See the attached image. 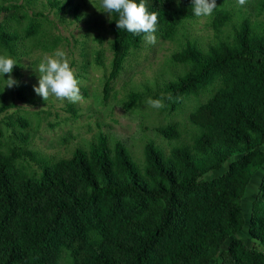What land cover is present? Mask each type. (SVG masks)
<instances>
[{"label":"trees","instance_id":"trees-1","mask_svg":"<svg viewBox=\"0 0 264 264\" xmlns=\"http://www.w3.org/2000/svg\"><path fill=\"white\" fill-rule=\"evenodd\" d=\"M144 2L158 13L156 32L162 37L193 14L192 0ZM48 4L57 6L54 0ZM218 16L225 19L223 12ZM110 18L105 94L127 51L144 37L117 29L118 14ZM35 30L31 23L23 35ZM17 37L0 28L2 48L11 51ZM170 58L186 66L165 83L163 101L171 109L182 97L216 84L188 114L198 130L192 143L168 155L147 143L140 172L119 141L110 149L98 131L87 151L76 147L66 160L44 162L37 178L20 176L0 153V264H57L61 249L68 250L71 264H264V249L234 237L246 225L250 237L264 242V167L247 220L239 208L264 163V29L254 30L243 18L231 43L202 50L186 40ZM138 98L129 92L123 107ZM155 129L166 139L179 136L174 123ZM237 154L221 174L199 180Z\"/></svg>","mask_w":264,"mask_h":264},{"label":"rangeland","instance_id":"rangeland-1","mask_svg":"<svg viewBox=\"0 0 264 264\" xmlns=\"http://www.w3.org/2000/svg\"><path fill=\"white\" fill-rule=\"evenodd\" d=\"M54 1L57 6H51L48 0H0V28L18 36L11 51L0 46V55L16 60L11 75L18 81L17 86L8 88L4 86L8 74L0 77V108L3 106L0 109V153L20 176L30 178L40 175L44 162L66 160L76 147L87 151L98 131L105 135L110 149L119 141L140 172L146 166L147 143H153L164 155L180 144H191L198 130L188 121V114L206 100L216 84L200 89L196 95L182 97L173 109L164 101L163 108L151 107L147 99L163 100L167 95L165 83L186 69L185 65L173 62L170 54L186 40L202 50L219 42L231 43L243 18L250 21L254 30L264 29V0H247L243 6L237 0L216 1L217 6L210 16L192 14L179 19L171 36L162 37L155 32L154 45L146 44L143 37L138 47L127 51L119 71L109 80L105 94L103 83L111 59L108 14L92 5L99 8L100 0ZM217 11L223 12L225 19L215 17ZM31 23L36 24L35 33L24 36V30ZM57 49L66 53L82 89V99L77 103L61 101L51 95L44 101L34 92L33 86H38L34 69ZM129 92L138 93L139 98L126 109L123 105ZM168 123L176 125L178 138L166 139L156 131V127ZM238 156H229L220 168L207 172L199 180L221 174L227 162ZM263 167L264 163L254 172L240 198L239 208L244 220L257 202L254 194ZM231 237L221 244L220 250ZM234 237L248 246L264 249V242L248 235L246 225ZM71 261L68 250L61 249L57 264H71Z\"/></svg>","mask_w":264,"mask_h":264},{"label":"clouds","instance_id":"clouds-1","mask_svg":"<svg viewBox=\"0 0 264 264\" xmlns=\"http://www.w3.org/2000/svg\"><path fill=\"white\" fill-rule=\"evenodd\" d=\"M243 6L247 0H237ZM91 3V2H90ZM193 14L196 17L210 16L216 8V0H192ZM98 11L108 14L111 20L112 13L118 14L116 19L117 29L126 30L134 35L144 34L146 44L156 43L155 32L157 30L158 13L149 12L144 0L139 3L136 0H100ZM17 65L13 58L0 55V77L8 74L4 79V86L12 88L18 85V81L11 75L13 67ZM34 69V68H33ZM34 71L38 75V86L34 85V92L44 101L51 96L69 103H77L82 99L79 81L70 67V62L63 50L57 49L52 55L45 56L36 66ZM146 103L153 108H163L162 99L148 98Z\"/></svg>","mask_w":264,"mask_h":264}]
</instances>
